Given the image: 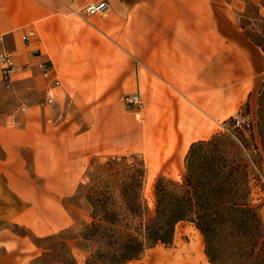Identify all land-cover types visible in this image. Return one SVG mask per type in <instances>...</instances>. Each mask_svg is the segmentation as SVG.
Here are the masks:
<instances>
[{
	"label": "crops",
	"instance_id": "1",
	"mask_svg": "<svg viewBox=\"0 0 264 264\" xmlns=\"http://www.w3.org/2000/svg\"><path fill=\"white\" fill-rule=\"evenodd\" d=\"M95 1L0 0V37L16 63L9 80L0 63L5 94L47 93L60 80L53 104L0 110V264H30L35 238L76 225L65 201L93 155L119 152L131 135L153 160L170 150L162 167L180 166L192 142L256 107L264 51L235 0H107L105 15H87ZM131 92L142 104L127 118L110 100ZM200 234L195 260L205 262Z\"/></svg>",
	"mask_w": 264,
	"mask_h": 264
},
{
	"label": "trees",
	"instance_id": "2",
	"mask_svg": "<svg viewBox=\"0 0 264 264\" xmlns=\"http://www.w3.org/2000/svg\"><path fill=\"white\" fill-rule=\"evenodd\" d=\"M246 12L240 13L239 22L246 34L264 51V15L261 4L264 0H245ZM254 19L258 29L247 28ZM264 97V81L261 88ZM264 107V103L261 102ZM234 118V117H232ZM261 124L264 133V116ZM236 120V119H235ZM231 142L214 134L208 139L191 143L185 157V171L180 180L159 176L154 185L155 207L151 210L143 196L146 164L143 160L132 161L121 188L125 206L121 213L113 207H93L92 220L85 224L80 236H63L70 228L44 237L61 245L60 251L43 252L30 264L42 263L44 257L50 260L43 264H76L68 239L77 238L79 247H91L86 264H127L138 259L158 244H171L177 224L190 221L204 235L205 251L212 264H262L264 252V223L255 211L247 186V165L238 150H228ZM134 159V156H132ZM128 159L126 156L122 160ZM133 219H136L134 221ZM224 221L230 233L240 240L238 257L233 261H220L215 236L219 232L218 222ZM83 238L87 245L80 242ZM39 244V243H38ZM52 250V248H50Z\"/></svg>",
	"mask_w": 264,
	"mask_h": 264
},
{
	"label": "rangeland",
	"instance_id": "3",
	"mask_svg": "<svg viewBox=\"0 0 264 264\" xmlns=\"http://www.w3.org/2000/svg\"><path fill=\"white\" fill-rule=\"evenodd\" d=\"M235 1L237 3L238 15L240 13L253 15V13L246 12L248 4L245 0ZM243 19L249 21L247 24L249 30L254 31V29H258V22L256 20L249 19L248 17H244ZM49 64L52 65L51 63ZM261 88L262 85L257 93L256 107L253 111H250L247 104L236 115H243L246 123L241 122L237 124L235 117L229 118L224 120L220 127L218 126L219 128L216 132L205 139L210 138L214 134L221 135L226 142L232 143L228 148L229 151L234 152L238 150L241 153L243 162L246 163L248 170L246 182L249 189L250 201L264 223V133L261 128V124L263 123L262 117L264 116V107L261 106V102L264 103V97H262ZM46 94L44 90H28L27 87L21 85L10 95L5 94L4 90L0 87V110L9 109L10 107L18 110L23 105L26 106V104L44 102ZM124 95H120L116 100L110 101L121 104V109L123 108L121 114L125 117H133L134 110L140 106H128L124 104L122 100ZM137 117L139 118V115ZM247 122L249 125H247ZM131 138V135L126 137L119 152L93 155L86 163V169L77 192L65 201L76 215L77 223L75 226L70 227V230L63 236L67 238L80 236L85 228V224L92 220L93 207H113L117 212L121 213V207H126L121 195V188L125 179H127V175L132 174V170H129L128 165L130 166L134 160H143L146 164L147 170L143 183V196L151 210L155 207L154 185L157 178L160 175L177 180L182 178L185 171V158L183 164L180 166L168 164L162 167L164 159L170 154V150L159 148L161 150L160 154L154 155V161H156L158 169L154 168L153 170L151 166L153 156H150L149 151L146 149L144 151L142 148H135L134 142L131 145L127 144V142L131 141ZM123 156H126L128 159L122 160ZM132 156H134V159H132ZM133 220L136 221V219ZM218 224L220 230L215 236V241L219 252V259L223 262L233 261V258L238 257L240 240L229 232L226 227L229 224L224 221H219ZM199 231L195 224L190 221L180 222L177 224L174 240L171 244H158L148 249L140 258L133 259L127 264H212L205 251L204 235ZM199 234L202 236V251L206 254L205 262L202 259L200 261L195 260V248L198 243L197 236ZM77 240V238H72L67 241L70 243L72 253L76 257V264H86V259L91 254V247L80 248L76 244ZM263 240L264 235L261 241ZM35 241L39 246V255L48 251L55 256L61 250V245L56 243L55 240L35 238ZM80 242L87 245L86 241L81 237ZM261 255V259H264L263 251ZM49 260L50 256L48 255L44 257L42 263L37 264H43Z\"/></svg>",
	"mask_w": 264,
	"mask_h": 264
},
{
	"label": "built area",
	"instance_id": "4",
	"mask_svg": "<svg viewBox=\"0 0 264 264\" xmlns=\"http://www.w3.org/2000/svg\"><path fill=\"white\" fill-rule=\"evenodd\" d=\"M110 10V4L108 3L107 0H98L92 3H89L84 11L87 15L90 14H100V15H105L108 11ZM31 32L30 34H32ZM24 39L28 38V35L23 36ZM0 63L2 65V74L4 79L9 80L11 77V74L16 70V63L13 58L12 52L8 51L3 47V39L0 37ZM51 66L49 62L43 63V68H44V74L48 75L49 71L51 70ZM53 85L49 87V90L47 91L44 104H53L55 101V89L57 86L60 85V80L58 78H54L52 81ZM124 104L128 106H136V105H141L142 104V98L141 95L138 92H131L127 93L123 96L122 98ZM235 119L237 121V124L243 122L246 123V119L244 118L243 115L239 114L238 116H235ZM247 125L249 123L247 122Z\"/></svg>",
	"mask_w": 264,
	"mask_h": 264
},
{
	"label": "bare ground",
	"instance_id": "5",
	"mask_svg": "<svg viewBox=\"0 0 264 264\" xmlns=\"http://www.w3.org/2000/svg\"><path fill=\"white\" fill-rule=\"evenodd\" d=\"M151 166L153 167V170H154V168H157V164H156V161H152L151 162ZM149 168V167H148ZM158 169V168H157Z\"/></svg>",
	"mask_w": 264,
	"mask_h": 264
}]
</instances>
